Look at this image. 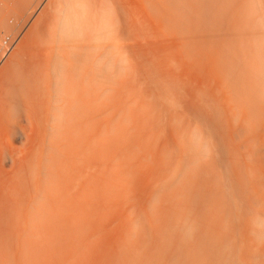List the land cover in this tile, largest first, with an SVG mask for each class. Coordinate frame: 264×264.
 <instances>
[{
  "label": "bare ground",
  "instance_id": "bare-ground-1",
  "mask_svg": "<svg viewBox=\"0 0 264 264\" xmlns=\"http://www.w3.org/2000/svg\"><path fill=\"white\" fill-rule=\"evenodd\" d=\"M0 264H264V0H0Z\"/></svg>",
  "mask_w": 264,
  "mask_h": 264
},
{
  "label": "rangeland",
  "instance_id": "rangeland-1",
  "mask_svg": "<svg viewBox=\"0 0 264 264\" xmlns=\"http://www.w3.org/2000/svg\"><path fill=\"white\" fill-rule=\"evenodd\" d=\"M7 38H9V37H6V40H8Z\"/></svg>",
  "mask_w": 264,
  "mask_h": 264
}]
</instances>
